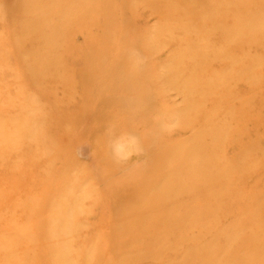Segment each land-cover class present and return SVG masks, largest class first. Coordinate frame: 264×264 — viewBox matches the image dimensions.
Segmentation results:
<instances>
[{
    "label": "rangeland",
    "instance_id": "1",
    "mask_svg": "<svg viewBox=\"0 0 264 264\" xmlns=\"http://www.w3.org/2000/svg\"><path fill=\"white\" fill-rule=\"evenodd\" d=\"M0 264H264V0H0Z\"/></svg>",
    "mask_w": 264,
    "mask_h": 264
},
{
    "label": "clouds",
    "instance_id": "2",
    "mask_svg": "<svg viewBox=\"0 0 264 264\" xmlns=\"http://www.w3.org/2000/svg\"><path fill=\"white\" fill-rule=\"evenodd\" d=\"M113 158L117 162H126L140 151L135 137H120L111 146Z\"/></svg>",
    "mask_w": 264,
    "mask_h": 264
}]
</instances>
